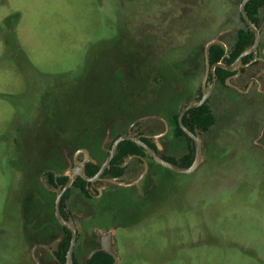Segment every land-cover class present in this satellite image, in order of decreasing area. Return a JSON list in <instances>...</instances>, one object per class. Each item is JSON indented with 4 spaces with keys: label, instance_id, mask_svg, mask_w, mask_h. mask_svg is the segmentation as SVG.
Here are the masks:
<instances>
[{
    "label": "rangeland",
    "instance_id": "374dc122",
    "mask_svg": "<svg viewBox=\"0 0 264 264\" xmlns=\"http://www.w3.org/2000/svg\"><path fill=\"white\" fill-rule=\"evenodd\" d=\"M240 2L0 0V264H16L11 230L17 218L15 198L21 190L18 171L25 166V157L46 149L37 141L34 148L29 146L34 139L44 137L41 131H32L33 117L36 109L43 108L44 97L54 104L48 107L58 117L64 108L66 118H71L61 122L67 128L76 126L80 98L82 107L99 110L97 118L101 115L102 120L94 122L105 132L110 120L106 115L113 103L134 92L133 87L140 95H145L147 88L140 81L110 88L108 78L119 77L120 72L109 70L118 69L127 77L131 57L125 53L135 47H150L153 53L159 50L157 71L163 74L155 80L159 85L164 74L168 77L171 71L169 59L182 60L191 49L196 50L189 61L195 73L192 99L204 74L201 48L214 39L231 41L245 27L239 18ZM188 14L191 17L187 21ZM158 29L162 30L159 37ZM224 29L229 30L220 37ZM260 29L264 46V17ZM256 67L264 74L262 65ZM263 74L258 92L255 84L248 94L244 88L240 90L244 94L236 98H213L211 108L216 111L220 107L218 114H222L224 125L214 142L219 145L220 156H214L218 158L194 174L171 175L152 167V172L162 174L163 179L157 197L150 203L158 205L117 232L114 264H264ZM163 86L160 94L169 98L170 91ZM159 106V102L154 103L147 110ZM125 113H120L116 121L127 126L131 118ZM101 133H96L98 138ZM99 140L101 145L104 140L107 148L108 137L104 134ZM97 212L91 219L86 218L89 214L83 215L79 223L81 243L109 228L110 224L103 221L107 215L98 217ZM77 261L82 263L79 258Z\"/></svg>",
    "mask_w": 264,
    "mask_h": 264
},
{
    "label": "flooded vegetation",
    "instance_id": "af4514ba",
    "mask_svg": "<svg viewBox=\"0 0 264 264\" xmlns=\"http://www.w3.org/2000/svg\"><path fill=\"white\" fill-rule=\"evenodd\" d=\"M242 1L239 4V18L245 26L244 29L238 30L231 41L214 39L206 43L207 45L211 41H215L207 50L206 45L201 48L203 54L201 68H203L204 74L201 83L196 88V95L192 99L191 96L194 92L192 82L195 79V73L189 68V61H192L195 49H191L187 57L182 60H168L171 62V71H168V77L175 80V82L172 80L174 85L170 108L147 110L151 105L147 102L146 94H136L134 101L129 97L131 94H128L122 99L119 98L115 104L113 103L111 112L106 115L110 116V118L107 117L110 120L105 132L97 128L98 122H94L98 118L100 121L102 120L101 115L97 118L99 110L82 107L84 103L80 98L76 106L78 108L75 117L76 126L67 128L61 122L64 119V122L67 123L71 118H66L67 114L63 113L64 108L61 117H58L59 114L53 113V108L48 107L49 104H54L46 102L47 96L44 97V100L41 101L43 108L36 109L38 112L32 121V131L35 129L41 131V135L44 137L40 140L34 139L29 146L34 148L35 141H37L38 145L46 149L38 150V155L25 157V166H20V171H18L17 178L21 182V190L19 191L20 196L18 194L15 201L18 204L16 206L18 208L20 206V209L17 208V218L14 220L11 230V238L14 239L15 245L16 264H66L73 235L72 264H114L115 258L103 249L104 243L110 241L111 250L117 256L115 246L117 232L126 228L129 221L138 222L145 213H150L152 207L158 205L150 203L154 197H157L163 179L162 174L152 172V167L166 173L169 171L171 175L181 173L162 166L143 146L126 139L116 145L108 166L98 174L109 157L115 140L120 136L133 135L163 160L182 168H188L195 160L196 143L184 131L183 128H185L200 139L202 149L200 164L192 173L187 174H194L201 167H206L208 162H212L220 156L219 145L214 144L216 138H211V135L219 136L224 125L222 114H218L220 107L215 108L216 111L211 108L213 98L218 95L222 96V99L227 97L231 99V96L236 98L238 95L244 94L240 90L245 88L243 92L248 94L255 84V90L260 91L259 78L263 73L255 68H257V64L264 68V46L260 29V23L264 17V2L252 4L250 14L246 11V6L252 0L245 4L246 15L258 31V40L255 45L256 35L240 11ZM186 20L188 21L189 17ZM199 26L202 30V25ZM158 30L160 32L157 33V37L161 35L162 31ZM228 30L220 31V37ZM168 45L170 46V44ZM212 46L216 47L210 52ZM168 50L172 53L170 47ZM247 51L250 52L238 60L241 54ZM211 57L218 58L211 60ZM135 61L137 62V60ZM138 62V65L129 63L130 65L126 66L127 77L124 74L115 78L109 77L106 82L108 86L113 88L115 81L121 86H128L130 83L138 81L145 83V76L133 75L136 72H146L145 61L141 59ZM186 63L188 65H185ZM112 64L114 61L109 65L106 64L107 68L112 67ZM217 64L224 67L217 66ZM158 65L159 61L155 68ZM127 67H131L130 71L127 70ZM179 68H182L183 71L179 72ZM109 71L115 72V70ZM156 73L161 76L156 74L154 79L159 77L161 79L163 74L159 73L157 69ZM81 78L76 82H80ZM140 86L141 84L138 85V87ZM53 89L50 88L48 91L50 95ZM160 96L161 94L157 92L155 103L159 102L160 104ZM204 96L206 99L202 104L182 112L190 103H198ZM203 105L214 117V124H210L207 131L197 128L188 115L189 110ZM67 110L65 108V111ZM124 111L131 118L127 126L123 121H116V118H120L119 114ZM68 115L72 117L73 113ZM178 129L182 131V134L178 132ZM98 132H102V135L105 134L108 137L107 148L103 146L104 140H101L102 145L100 144L99 139L102 135L98 138L96 135ZM208 137L212 141L208 140ZM124 141H131L140 149L130 152L127 148H119V145ZM92 147H95L94 150L91 149ZM212 149L214 153L211 151ZM84 152L87 153V156ZM207 153H209V157L206 156ZM217 153L218 157L214 158ZM187 157H191V163L189 166H184L183 161ZM206 157L208 158L207 162ZM82 164L85 176L98 175L95 180H85L81 177L78 169ZM60 191L61 197L58 206L59 216L63 223L56 216V200ZM85 211L90 212L85 213ZM96 211H98L97 215L100 214L98 217L103 218L107 215L103 221L105 219L110 226L104 232L86 237L81 243L79 223L83 219V215L89 214L86 218L90 217L91 219ZM54 244L55 246H53ZM84 250H87V254L84 253ZM84 257L86 258L83 262ZM77 258L82 263H79Z\"/></svg>",
    "mask_w": 264,
    "mask_h": 264
},
{
    "label": "trees",
    "instance_id": "16d2710c",
    "mask_svg": "<svg viewBox=\"0 0 264 264\" xmlns=\"http://www.w3.org/2000/svg\"><path fill=\"white\" fill-rule=\"evenodd\" d=\"M258 2H264V1L263 0H252V1H250L248 3V5L246 6V11L248 12V14H250V9L252 7V4L258 3ZM187 16L189 17L190 15L188 14ZM148 34L151 35V33H148ZM165 40L167 42L166 44H169L167 39H165ZM166 44L165 45H161V48H163L164 46H167ZM147 46H149V45H147ZM215 47L216 46H212L210 48V52ZM165 50H166V48H165ZM153 51L154 50H151L150 47H145V48H142V49H137V47H135V48H131L130 51H128L129 53H125V54H129V56L131 57L130 58V60L132 62V63L130 62L131 65H134V64L138 65L139 64L138 61L141 60V59L145 61V71L146 72L143 74V76H145L146 80H145V83H142V84H145V86H147V88L145 89V94L147 96L148 104L152 105V104L155 103V101H156L155 100V95H156L157 92L159 94L161 93L160 89L162 88V85H164L163 87L167 88L170 91V95L168 96L169 98H165V95L164 96H162V95L160 96L161 97L160 109H163V108L168 109L172 105L171 103H168V101L172 99V93H173L172 87L174 85L173 81L175 82V80H173L172 77H168L169 79L168 78L166 79V77H164L163 81H160L161 85H159V83L156 82L157 79H154V77H155V72H156L157 68H155V66H156L157 61H158V52H159V50L158 49L155 50L154 53H153ZM217 58L218 57H211L210 59L211 60H215ZM135 60H137V62ZM117 71L120 72V74H118V75L122 76L123 72L117 69V70H115V73H117ZM135 75L140 76L139 74H137V72L135 73ZM150 76H151V79H150ZM164 76H165V74H164ZM150 83H151V86H148ZM114 86L121 87V85H119L116 81L114 83ZM131 90H133L134 92L136 91V94H138L137 88L133 87ZM134 92L131 91L130 92L131 96H129L130 98H132V101H134V99H136V95L134 94ZM151 95H153V96L151 97ZM48 102H51L50 99H49ZM188 115L192 119L193 124L197 128L202 129L204 131H207V129L210 128V126H211L210 124H212V125L214 124L213 115L207 110V108L204 105L202 107L189 110L188 111ZM175 119H176V117H175ZM178 132L182 134V131L180 129H178ZM211 138H217V136L211 135ZM211 138L208 137V140L210 139V141H212ZM165 140L167 141L166 137H165ZM119 148H127L128 151H130V152H136L137 149H140L136 144L132 143L131 141H124L123 143H121L119 145ZM190 163H191V157H187L183 161V165L184 166H189Z\"/></svg>",
    "mask_w": 264,
    "mask_h": 264
},
{
    "label": "water",
    "instance_id": "95a60500",
    "mask_svg": "<svg viewBox=\"0 0 264 264\" xmlns=\"http://www.w3.org/2000/svg\"><path fill=\"white\" fill-rule=\"evenodd\" d=\"M249 0H243L241 5H240V11H241V14L244 18V20L246 21V23L248 24V26L250 27L251 30L254 31L255 35H256V43L255 45L257 44V40H258V31L255 29V27L253 26V24L250 22L248 16L246 15V12H245V4L246 2H248ZM215 41H211L209 44L206 45V50L207 48L213 44ZM254 49V48H253ZM248 52L250 51H247V52H244L241 54V56L239 57L238 60H240V58L242 56H244L245 54H247ZM206 65H208V62H206ZM217 66H220V67H224L223 65L221 64H217ZM206 99V96H204L202 98L201 101H199L198 103H190L187 107H185L183 109L182 112H184L185 110L187 109H190V108H193V107H196L200 104H202L204 102V100ZM184 131L190 136L192 137V139L195 140V143H196V155H195V160L193 162V164L188 167V168H182V167H179V166H176L174 164H171L165 160H163L162 158H160L159 156L155 155L153 152H151V150L140 140L138 139L137 137H134L133 135H122L120 136L119 138H117L112 146V150L110 151V155L109 157L107 158L106 162L102 165L100 171L98 174H100L106 166H108L112 156H113V152H114V148L116 147V145L122 141V140H126V139H129V140H132L133 142H135L136 144L140 145V146H143L148 153H150L154 159L159 163L161 164L162 166L164 167H167V168H170L172 170H175V171H178V172H181V173H192L197 167L198 165L200 164L201 160H202V149H201V144H200V139L196 136H194L192 133L188 132L185 128H183ZM85 155L87 156V153L84 152ZM83 164L81 165V168H79V174L81 175L82 178H84L85 180H90V181H93L97 178V176H94V177H87L85 176L84 174V169H83ZM60 197H61V191L58 193L57 195V200H56V216L57 218L62 222L60 216H59V200H60ZM63 223V222H62ZM73 243H74V235H73V238H72V241H71V244H70V247H69V250H68V253H67V258H66V264H72V249H73ZM103 249L111 254L115 260H116V256L114 255L113 251L111 250V243L110 241H106L103 245Z\"/></svg>",
    "mask_w": 264,
    "mask_h": 264
}]
</instances>
